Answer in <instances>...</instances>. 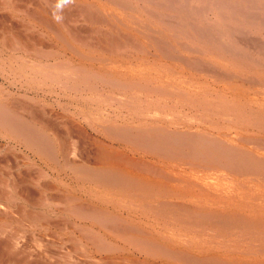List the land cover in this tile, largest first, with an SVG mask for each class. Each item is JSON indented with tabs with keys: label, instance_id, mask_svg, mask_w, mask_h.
I'll use <instances>...</instances> for the list:
<instances>
[{
	"label": "bare ground",
	"instance_id": "bare-ground-1",
	"mask_svg": "<svg viewBox=\"0 0 264 264\" xmlns=\"http://www.w3.org/2000/svg\"><path fill=\"white\" fill-rule=\"evenodd\" d=\"M0 0V264H264V0Z\"/></svg>",
	"mask_w": 264,
	"mask_h": 264
},
{
	"label": "clouds",
	"instance_id": "clouds-1",
	"mask_svg": "<svg viewBox=\"0 0 264 264\" xmlns=\"http://www.w3.org/2000/svg\"><path fill=\"white\" fill-rule=\"evenodd\" d=\"M72 3H74V0H56L52 14L54 21L61 22L65 8L69 7Z\"/></svg>",
	"mask_w": 264,
	"mask_h": 264
}]
</instances>
